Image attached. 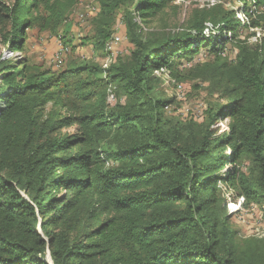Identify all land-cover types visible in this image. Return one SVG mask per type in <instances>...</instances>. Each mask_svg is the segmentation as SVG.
Segmentation results:
<instances>
[{"label":"trees","instance_id":"obj_1","mask_svg":"<svg viewBox=\"0 0 264 264\" xmlns=\"http://www.w3.org/2000/svg\"><path fill=\"white\" fill-rule=\"evenodd\" d=\"M77 1L0 0V42L19 51L29 28H62L73 49L65 20ZM174 1L96 0L85 40L104 49L120 14L133 45L106 76L97 62L54 71L0 59V264H50L47 252L51 264H264V236L234 238L222 195L264 206V0L206 4L177 28H151ZM255 29L254 42L239 37ZM200 48L212 58L189 78L229 101L206 121L168 116L155 72ZM219 117L229 130L213 138Z\"/></svg>","mask_w":264,"mask_h":264},{"label":"rangeland","instance_id":"obj_2","mask_svg":"<svg viewBox=\"0 0 264 264\" xmlns=\"http://www.w3.org/2000/svg\"><path fill=\"white\" fill-rule=\"evenodd\" d=\"M243 2L253 4L252 0H242L241 2L240 0H175L173 6L160 14L157 20L149 26L158 29L177 28L187 21L193 8H199L206 4L208 6L222 4L234 9L241 6ZM95 3L96 0H78L66 15L65 23L69 25L68 37L72 39L73 49L62 45L59 39V35L63 34L62 28L56 35L48 30H39L37 27H33L27 30L24 45L19 51L10 52L8 46H3L0 42V59L22 60L26 58L33 64L57 71L63 70L69 65L81 64L84 61L97 62L101 65L104 60H109L112 63L118 58H126L133 45L127 37V30L120 14L116 17L113 37L107 43L106 48L104 46V49L96 50L90 42L85 40L91 35L92 19L98 11ZM87 4H91L92 7L86 8ZM259 10L264 11V4L259 7ZM145 30L147 27H144ZM255 32L256 36H250L248 31H244L239 37L243 39L248 36V40L254 42L256 37L261 35L259 29H255ZM236 53L237 49L233 46V42H228L224 47L223 55L235 59ZM211 58L207 48H200L199 52L192 57H183L177 61V64L175 63L172 68L173 71L163 68V71H156L157 74L155 72L160 78L156 83L155 94L169 101L164 106L166 115L176 119H193L201 122L206 121L208 112L213 105L228 103L227 94L221 87L218 88L207 80L190 79L188 76V70L196 63H202L211 60ZM112 93L114 97L109 101L110 104L116 101L115 90H112ZM1 101L0 98V104ZM211 129L213 138L225 136L229 130L228 119L219 117ZM63 131L73 132L74 126L65 128ZM228 151L229 148H226V152ZM246 166L247 163H245L244 169ZM22 194L26 197L24 193ZM222 195L227 202L234 238L239 240L242 237L257 234L264 236V206L257 202L244 205V199L237 196L236 192L229 187L224 186ZM48 259L49 253L47 252L46 260L48 261Z\"/></svg>","mask_w":264,"mask_h":264},{"label":"built area","instance_id":"obj_3","mask_svg":"<svg viewBox=\"0 0 264 264\" xmlns=\"http://www.w3.org/2000/svg\"><path fill=\"white\" fill-rule=\"evenodd\" d=\"M90 7H92L91 6V4H87L86 5V8H90ZM113 37V36H112ZM112 39V38H111ZM109 42V40L106 42V44H105V48H106V46H107V43ZM111 63L109 62V60H104L102 63H101V68L103 69V76H106V70L108 69V67H109V65H110ZM161 71H163V68H161L160 69ZM158 72H156V74H157ZM166 74V73H165ZM112 90H113V87L111 86V85H109L108 86V88H107V93H108V95H107V101L109 102V101H111L112 99H113V97H114V95H113V93H112Z\"/></svg>","mask_w":264,"mask_h":264},{"label":"water","instance_id":"obj_4","mask_svg":"<svg viewBox=\"0 0 264 264\" xmlns=\"http://www.w3.org/2000/svg\"><path fill=\"white\" fill-rule=\"evenodd\" d=\"M39 230V229H38ZM48 262L51 264V259H50V255H49V259H48Z\"/></svg>","mask_w":264,"mask_h":264}]
</instances>
